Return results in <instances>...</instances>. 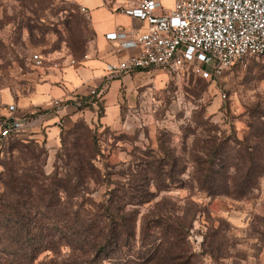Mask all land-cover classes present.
I'll return each instance as SVG.
<instances>
[{
	"label": "rangeland",
	"instance_id": "1",
	"mask_svg": "<svg viewBox=\"0 0 264 264\" xmlns=\"http://www.w3.org/2000/svg\"><path fill=\"white\" fill-rule=\"evenodd\" d=\"M123 1L127 5L140 0ZM94 41L89 14L73 0H0V125L8 106L34 91L40 69L30 60L33 54L80 59ZM110 89H102L100 104H105ZM115 97L121 114L118 127L100 123L104 109L99 104L90 114L67 122L57 146H51L48 130L20 133L0 150V173L9 147L18 140L39 144L47 153L45 170L51 173L62 134L80 126L98 137L104 158L97 165L102 171L107 164L116 165V171L127 170L143 152H158L164 146L188 165L186 173L177 176L188 181L194 150L200 151L208 136L259 142L251 135L252 130H264V57H246L212 80L157 70L133 73L122 80ZM238 147L232 144L230 157ZM91 188L93 197L102 200L105 186ZM158 203L180 214L198 211L188 243L194 264H264V176L240 200L228 195L211 197L190 184L173 185L141 207V213L154 210Z\"/></svg>",
	"mask_w": 264,
	"mask_h": 264
},
{
	"label": "trees",
	"instance_id": "2",
	"mask_svg": "<svg viewBox=\"0 0 264 264\" xmlns=\"http://www.w3.org/2000/svg\"><path fill=\"white\" fill-rule=\"evenodd\" d=\"M81 129L62 134L49 174L47 153L34 140L9 147L0 173V264H194L188 243L198 211L180 214L158 203L142 214L141 207L177 184L240 200L264 176V130H252L255 144L208 136L184 181L177 176L188 165L164 146L143 152L127 170L107 164L102 171L98 137ZM232 144L239 146L234 157ZM91 185L105 186L102 200Z\"/></svg>",
	"mask_w": 264,
	"mask_h": 264
},
{
	"label": "built area",
	"instance_id": "3",
	"mask_svg": "<svg viewBox=\"0 0 264 264\" xmlns=\"http://www.w3.org/2000/svg\"><path fill=\"white\" fill-rule=\"evenodd\" d=\"M172 1L170 8L161 0H141L133 7L116 9L146 25L147 30L106 34V39L118 42L121 50L138 53L107 64L104 86L126 74L152 70L212 80L246 57H264V0ZM30 60L37 68L50 63L41 53L33 54ZM50 64L54 69L64 68L62 60ZM68 64L75 65L76 60L70 57ZM101 96L102 91L93 88L71 101L53 100L47 108L25 117H18L17 105L10 104L0 125V143L12 135L36 130L49 118H56L55 125L61 128L70 109L83 111L97 106Z\"/></svg>",
	"mask_w": 264,
	"mask_h": 264
},
{
	"label": "crops",
	"instance_id": "4",
	"mask_svg": "<svg viewBox=\"0 0 264 264\" xmlns=\"http://www.w3.org/2000/svg\"><path fill=\"white\" fill-rule=\"evenodd\" d=\"M73 1L77 2L81 9L85 8V13H88L90 16L91 26L95 34L94 46L80 59H75L71 55L56 59L47 58L50 63L51 61L62 60L64 68L61 70L54 69L50 63L45 68H39L40 71L37 74L34 91L30 95L23 96L16 101L18 107L17 116L25 117L26 115L45 109L53 100L71 101V99L75 97L87 95L89 90L94 87H98L104 92V89L111 86L110 91L104 98L106 101L105 104L104 102L101 104L102 107L104 106V108H102L104 109V115L100 118V123L106 128L118 127L121 114L119 108L115 105V94L120 87V83L122 80H125L127 75L148 71L126 74L104 86L103 80L107 64L123 61L129 56H134L138 53L137 50H121L118 42L106 39V34L123 31L130 32L134 30L146 31V25H143L132 17L117 13L116 11V9L120 7H133L141 0L138 2H131L127 5H124L123 0H118L117 3L112 4L109 0ZM161 2L167 8L173 7L172 0H161ZM86 55L88 58L84 59ZM43 56L46 57L45 55ZM70 57L76 60L75 65L68 64ZM94 108L95 106H92L83 111L70 109L66 116L65 125L67 122L69 123L70 120H75L82 114H90V110ZM56 120V118L46 119L43 125L36 129L48 130L47 135L51 146H57L59 144L60 133L65 126L61 128L57 127L55 125Z\"/></svg>",
	"mask_w": 264,
	"mask_h": 264
}]
</instances>
